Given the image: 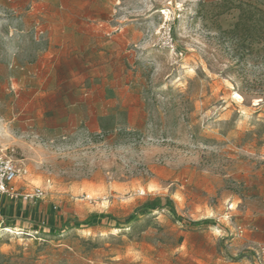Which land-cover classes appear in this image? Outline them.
<instances>
[{
    "label": "rangeland",
    "instance_id": "obj_1",
    "mask_svg": "<svg viewBox=\"0 0 264 264\" xmlns=\"http://www.w3.org/2000/svg\"><path fill=\"white\" fill-rule=\"evenodd\" d=\"M249 6L0 0V149L45 192L0 264H264V64L221 38Z\"/></svg>",
    "mask_w": 264,
    "mask_h": 264
},
{
    "label": "trees",
    "instance_id": "obj_2",
    "mask_svg": "<svg viewBox=\"0 0 264 264\" xmlns=\"http://www.w3.org/2000/svg\"><path fill=\"white\" fill-rule=\"evenodd\" d=\"M251 8L242 9L233 28L221 34L223 42L235 58V69L243 73L251 64H264V11Z\"/></svg>",
    "mask_w": 264,
    "mask_h": 264
},
{
    "label": "built area",
    "instance_id": "obj_3",
    "mask_svg": "<svg viewBox=\"0 0 264 264\" xmlns=\"http://www.w3.org/2000/svg\"><path fill=\"white\" fill-rule=\"evenodd\" d=\"M167 46L175 50L173 39L171 35L168 34ZM27 170L23 168H18L13 158L8 156L3 150L0 149V197L7 196L10 198H17L20 193L14 186V178L20 177L21 175H26ZM45 196L44 190L41 188H36L33 191H24L21 197L26 202H33L36 200H42ZM232 206H230V210ZM230 218V216H228ZM227 218V219H228ZM9 230V229H7ZM240 233L243 231L239 228ZM23 232V231H22ZM259 253L264 254V246L259 248Z\"/></svg>",
    "mask_w": 264,
    "mask_h": 264
},
{
    "label": "crops",
    "instance_id": "obj_4",
    "mask_svg": "<svg viewBox=\"0 0 264 264\" xmlns=\"http://www.w3.org/2000/svg\"><path fill=\"white\" fill-rule=\"evenodd\" d=\"M19 196L10 198L0 197V221L1 224L12 225L16 229H32L39 222L40 209L37 203L30 204Z\"/></svg>",
    "mask_w": 264,
    "mask_h": 264
}]
</instances>
